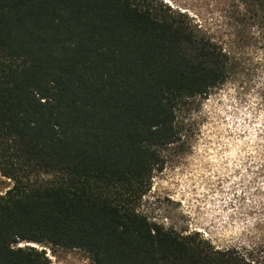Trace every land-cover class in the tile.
Instances as JSON below:
<instances>
[{"label":"trees","instance_id":"16d2710c","mask_svg":"<svg viewBox=\"0 0 264 264\" xmlns=\"http://www.w3.org/2000/svg\"><path fill=\"white\" fill-rule=\"evenodd\" d=\"M264 36V0H242ZM243 61L161 0H0V264H264V164L249 244L140 212L167 153ZM252 184V182H250Z\"/></svg>","mask_w":264,"mask_h":264},{"label":"rangeland","instance_id":"374dc122","mask_svg":"<svg viewBox=\"0 0 264 264\" xmlns=\"http://www.w3.org/2000/svg\"><path fill=\"white\" fill-rule=\"evenodd\" d=\"M243 61V75L205 100L189 143L167 153L140 212L181 233L199 232L217 248L249 244L257 174L264 164V36L242 0H161ZM252 182V184H250ZM13 183L0 174V196ZM45 250L52 264H93L82 251Z\"/></svg>","mask_w":264,"mask_h":264}]
</instances>
